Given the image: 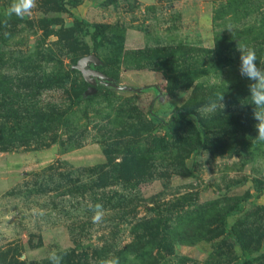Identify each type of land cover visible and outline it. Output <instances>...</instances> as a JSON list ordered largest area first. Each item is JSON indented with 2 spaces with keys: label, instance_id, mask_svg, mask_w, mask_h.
<instances>
[{
  "label": "rangeland",
  "instance_id": "1",
  "mask_svg": "<svg viewBox=\"0 0 264 264\" xmlns=\"http://www.w3.org/2000/svg\"><path fill=\"white\" fill-rule=\"evenodd\" d=\"M11 3L0 0V79L28 116L16 130L34 129L33 109L63 117L37 136L56 137L47 148H0V264H45L52 251L89 264L130 252L141 262L124 264H264V141L237 50L264 68L253 18L215 27L221 0H36L23 18L5 15ZM87 55L138 90H89L72 68ZM222 95L223 111H203ZM151 224L166 253L149 252Z\"/></svg>",
  "mask_w": 264,
  "mask_h": 264
},
{
  "label": "trees",
  "instance_id": "2",
  "mask_svg": "<svg viewBox=\"0 0 264 264\" xmlns=\"http://www.w3.org/2000/svg\"><path fill=\"white\" fill-rule=\"evenodd\" d=\"M264 2L257 0H254L252 2L251 0H221L220 7L213 12L212 22L215 24L216 22L222 21L223 19H226V21L229 24L230 22H239L242 23L241 29H247L246 26V19L247 18H253L250 28L253 27H261L262 31L259 33L258 37H261L262 40L264 39V24L263 19L264 15L263 13V7L262 5ZM262 11V12H261ZM82 23L85 26H88V23L82 21ZM95 28H99V26L94 25ZM220 22L216 23L215 27H220ZM249 28V29H250ZM248 29V30H249ZM246 30V31H248ZM247 33V32H246ZM247 37V36H245ZM92 49L97 50L98 44L95 42L94 37ZM247 42V41H246ZM264 42V40H263ZM262 42V43H263ZM220 46L218 48V53H220ZM228 52H233L231 49H225ZM143 55V54H141ZM152 56L155 55V53L150 54ZM144 57L147 55H143ZM110 88V87H109ZM155 91H157V88H154ZM16 83H12L11 81H3V79H0V119L2 118L3 121L0 125V148L1 149H13L16 150V143L19 147L22 149L20 150H38L47 148L50 145L56 143L57 139L56 137L47 139L45 141H42L41 139H38L37 136L40 134H43L45 131L44 126H46L48 123L51 122H61V118L63 117L62 113H59V111H54L53 109L50 110L49 114L44 113L43 110H37L33 109L31 111V115H29L30 121H32V128H34L31 132L27 131H18L16 130V122L17 124L21 123V119H27V114L23 113L21 116L16 117ZM182 111H177L175 116L182 115ZM174 115L168 120L167 127H170V120L175 117ZM17 131V132H16ZM18 133V135H16ZM47 134V133H45ZM44 134V135H45ZM15 145V146H14ZM18 150V149H17ZM54 165L52 164L49 167L46 168L47 171H55ZM57 165V164H56ZM60 165V164H59ZM108 167V161L105 164H102L98 168L90 169L88 170V173H92L94 170H97L95 172L100 173L101 170ZM94 172V173H95ZM156 226L154 224L149 225L148 236L151 238V236L156 232L155 231ZM156 234V233H155ZM149 247V252L155 250V253H159V251H164L166 253L168 251V245L163 243V239H155L151 238L150 241L147 242ZM148 252V253H149ZM95 254V253H94ZM144 255V256H143ZM62 261L61 264H89L88 255L87 253H82L78 255L67 254V255H61ZM148 254H142L143 260L144 257L148 258ZM122 259H120L119 264H124L126 259L132 258L131 262H141L140 256H134L133 252H130L128 254L121 255ZM154 260V259H153ZM90 261V260H89ZM130 263V262H129ZM45 264H52L50 261L49 263ZM91 264H93L91 262Z\"/></svg>",
  "mask_w": 264,
  "mask_h": 264
},
{
  "label": "clouds",
  "instance_id": "3",
  "mask_svg": "<svg viewBox=\"0 0 264 264\" xmlns=\"http://www.w3.org/2000/svg\"><path fill=\"white\" fill-rule=\"evenodd\" d=\"M36 7V0H12V3L7 8L5 15L11 17L13 15L23 18L25 15H30L33 8ZM7 23V21H5ZM7 36L8 34L5 33ZM240 53L239 73L242 77H246L252 83L249 84V97L253 107V118L258 122L255 125L257 137L259 141H264V68L257 66V57L254 49L240 44L237 46ZM224 95L218 98V101L210 102L203 106L205 112H215L224 110L226 105L222 103ZM92 222L100 223L104 217L103 205L96 204L92 208ZM49 259L52 264H61L62 256L55 251L49 253ZM98 264H119V258L112 256L110 258L101 259Z\"/></svg>",
  "mask_w": 264,
  "mask_h": 264
},
{
  "label": "water",
  "instance_id": "4",
  "mask_svg": "<svg viewBox=\"0 0 264 264\" xmlns=\"http://www.w3.org/2000/svg\"><path fill=\"white\" fill-rule=\"evenodd\" d=\"M89 64L97 67L100 65V60L95 55H87L79 58L75 65L72 67L77 70L82 78V80L88 85L89 90L93 91V87L96 84H102L105 87H112L116 90H127V91H137L138 89H132L125 86L114 85L108 82V78L95 69L89 68Z\"/></svg>",
  "mask_w": 264,
  "mask_h": 264
},
{
  "label": "crops",
  "instance_id": "5",
  "mask_svg": "<svg viewBox=\"0 0 264 264\" xmlns=\"http://www.w3.org/2000/svg\"><path fill=\"white\" fill-rule=\"evenodd\" d=\"M206 9V10H205ZM202 14V21H203V25L204 28L207 30L208 29V33H210V23H211V17H210V13L208 11L207 8H205ZM205 30V31H206ZM207 32V31H206ZM211 34V33H210ZM136 39V38H135ZM139 39V38H138ZM207 41V40H206Z\"/></svg>",
  "mask_w": 264,
  "mask_h": 264
}]
</instances>
